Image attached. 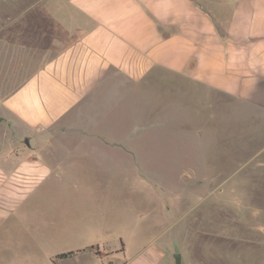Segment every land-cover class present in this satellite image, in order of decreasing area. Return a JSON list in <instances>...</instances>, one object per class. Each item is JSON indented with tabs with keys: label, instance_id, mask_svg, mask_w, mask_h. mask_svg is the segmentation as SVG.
Masks as SVG:
<instances>
[{
	"label": "crops",
	"instance_id": "0c3cea01",
	"mask_svg": "<svg viewBox=\"0 0 264 264\" xmlns=\"http://www.w3.org/2000/svg\"><path fill=\"white\" fill-rule=\"evenodd\" d=\"M0 58L18 59L30 74L0 102V231L14 256L52 244L42 226H64L62 249L95 245L89 255L119 264H175V253L181 264H264V0H0ZM158 74L168 78L154 81ZM188 84L226 96L231 162L220 182L180 177L160 194L153 178L142 179L160 201L154 223L152 209L131 213L112 195L124 165L147 173L137 157L146 149L124 145L120 132L129 123L131 139L153 135V96L177 88L185 101ZM219 184L236 215L222 209ZM127 212L141 231L148 219L162 232L178 225L172 251L145 241L126 257L124 244L74 245Z\"/></svg>",
	"mask_w": 264,
	"mask_h": 264
},
{
	"label": "rangeland",
	"instance_id": "374dc122",
	"mask_svg": "<svg viewBox=\"0 0 264 264\" xmlns=\"http://www.w3.org/2000/svg\"><path fill=\"white\" fill-rule=\"evenodd\" d=\"M18 62V59L0 58V102L30 75L28 72L23 71L26 68L18 67ZM162 77L166 78L167 76L158 74L154 81L160 82ZM170 80L176 82L175 85L177 86L179 81L178 78L170 75ZM177 92L179 91H177L176 88L171 91L170 96L168 95L167 98L157 95L153 96V104L150 105L152 106V112H150V108H148L149 114L151 113L153 116L152 123H150V125H152L151 129L154 130L153 135H144V132H142L141 134L134 135L131 139V137H129V132H127L129 123L125 124L123 129H121L122 132H120L121 139H119L122 140L124 145L131 143L132 145L144 147V149H146L137 157L139 162L145 164L147 173L142 172V176L140 173L141 171L137 172L133 164L129 165V160H127L126 163L128 164L124 165L121 174L122 182L120 185L117 182L115 183L112 195L117 200H120L123 207H126L131 213H133V211L139 213L143 210L150 211L152 209L153 213H149V216L153 218L152 222L154 221V223L162 219V217L160 218L159 216L161 215V210L159 206L156 207L160 204V201L155 195L153 198H150L152 196L150 192L140 187L141 184L139 182L142 179L150 180L153 178L155 190L157 191L156 193L160 194L163 183L174 182L178 184V179L180 177L185 179L211 177L217 178L218 182H220L226 177L225 170L230 166L231 162L227 154L226 96L220 92L210 93L205 89H194L192 84L187 85L185 90V101L182 95H177ZM155 93H157V91L154 89V94ZM143 111L144 107L139 109V117H145ZM210 117H212V119ZM240 129L241 122H234V130ZM126 132L127 136L122 137ZM182 132L183 134L185 133L184 135L186 138L178 137L179 133ZM26 138L29 144H35L33 138L30 139L25 137V139ZM67 140L66 138L64 139V144H81V142L79 143L78 141L80 139ZM102 140L105 141V143ZM87 143L114 144L107 139H91L87 141ZM200 143L202 145H200ZM22 144L26 143L24 142ZM199 145L201 146L200 149H198ZM187 149L190 151L185 153ZM177 150L181 151V155ZM179 156L184 157L182 158L183 163H181ZM230 156L237 157L238 153H232ZM185 162H197L201 165V169H185L184 167L189 165ZM220 184L218 186L219 203L223 207V210L229 212V216H234L236 215L237 207H233L230 199H228L229 197L227 196H229V194L225 192L226 186H221ZM232 188L234 195L237 196L240 193L241 187L234 186ZM107 194L110 193L108 192ZM240 195L241 194L238 196ZM151 199H153V201ZM189 204H192V201ZM225 204H228V206ZM204 207L209 209V206L208 208L207 206ZM130 212H127L128 216H124L121 222L118 221V219H115L114 222L112 219V225L93 229V232L87 236L85 242L76 243L74 245L97 243L99 248H102L104 245L111 251L117 249L119 245L124 244V255L126 257L133 255L138 245H141L145 241H150L154 245H163L168 252L172 251L169 250L170 247L176 245L178 241V225H174L170 227L168 231L162 232L154 223L152 227L147 226V224L151 222V220L148 219L147 224L142 227L141 231L140 223L138 220L135 222L134 219H132V214ZM65 229L66 227L64 226H42V238L48 237L52 239V244L43 246L42 249L34 245H24V252L33 253L27 258L14 256L12 251L6 245H3L2 240L4 233L0 231V264H53L50 258L56 253L66 251L62 248H64L65 245H69L63 241L64 236L62 232ZM30 238L32 239L33 236H25V240L27 241ZM87 241L90 242L86 243ZM27 243L28 242L25 244ZM168 252L166 253V258H169ZM118 262L119 260L117 259H102L89 255L87 251H81L75 257L64 259L59 264H119Z\"/></svg>",
	"mask_w": 264,
	"mask_h": 264
},
{
	"label": "trees",
	"instance_id": "16d2710c",
	"mask_svg": "<svg viewBox=\"0 0 264 264\" xmlns=\"http://www.w3.org/2000/svg\"><path fill=\"white\" fill-rule=\"evenodd\" d=\"M2 221V218H0V223ZM94 248H95V245H89L87 247H84L82 249H77V250H68V251H63V252H59V253H56L52 258H51V262L53 264H59L58 263V260L59 259H62V258H68V257H72L73 255L77 254L78 252H81V251H94ZM97 253V252H95Z\"/></svg>",
	"mask_w": 264,
	"mask_h": 264
},
{
	"label": "water",
	"instance_id": "95a60500",
	"mask_svg": "<svg viewBox=\"0 0 264 264\" xmlns=\"http://www.w3.org/2000/svg\"><path fill=\"white\" fill-rule=\"evenodd\" d=\"M26 145H29V141L28 139L26 138L25 141ZM174 259H175V264H181V260H180V255L179 253H175L174 255Z\"/></svg>",
	"mask_w": 264,
	"mask_h": 264
}]
</instances>
